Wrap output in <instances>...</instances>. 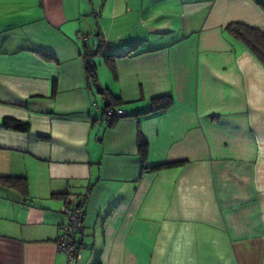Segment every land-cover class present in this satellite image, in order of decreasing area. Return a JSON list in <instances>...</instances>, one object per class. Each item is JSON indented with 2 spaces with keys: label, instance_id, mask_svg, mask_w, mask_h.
<instances>
[{
  "label": "crops",
  "instance_id": "1",
  "mask_svg": "<svg viewBox=\"0 0 264 264\" xmlns=\"http://www.w3.org/2000/svg\"><path fill=\"white\" fill-rule=\"evenodd\" d=\"M260 4L0 0V264H68L82 197L77 264H264V64L227 31Z\"/></svg>",
  "mask_w": 264,
  "mask_h": 264
},
{
  "label": "trees",
  "instance_id": "2",
  "mask_svg": "<svg viewBox=\"0 0 264 264\" xmlns=\"http://www.w3.org/2000/svg\"><path fill=\"white\" fill-rule=\"evenodd\" d=\"M260 6L264 9V4H260ZM227 31L234 38L242 41L248 47V49L264 64V32L263 31H261L258 28L250 27V26H247V25H244L241 23H232V24L228 25ZM108 48H109V46H108ZM99 49H100V44H99ZM107 58L109 59L111 57L107 56ZM84 62H85L86 72H87L89 78L92 80V82L94 84H96L97 83V73H96L97 72V66L93 63L92 56L90 54L85 55ZM157 100L165 102L164 104H162V106H160V108H162V109H165L172 104L171 97H161ZM108 109H112V108H110V107L106 108L105 117H106V112ZM115 118H116V116L111 117L110 123ZM106 119H107V117H106ZM3 124H4L5 128L12 129V130H15L17 132L27 133L30 131V124L28 122H23V121H18V120H13V119H5L3 121ZM147 150H148L147 142H146V140L143 139L139 143V154H140L143 161H146L145 159L147 158ZM181 164L182 163L164 164V165H160L157 167L150 168V170L168 169V168H173V167L179 166ZM144 168H145V166H144ZM0 182L3 185L14 188V187H16L17 183L21 182V181L18 179L0 178Z\"/></svg>",
  "mask_w": 264,
  "mask_h": 264
},
{
  "label": "built area",
  "instance_id": "3",
  "mask_svg": "<svg viewBox=\"0 0 264 264\" xmlns=\"http://www.w3.org/2000/svg\"><path fill=\"white\" fill-rule=\"evenodd\" d=\"M82 39L87 40L86 36H82ZM100 48L106 50L108 48V43L102 41L100 43ZM125 115L124 111L113 109H108L106 112L107 120L111 117H121ZM85 198H80L75 202L68 204L64 213L67 218V223L62 226L61 234L57 240L58 251L64 252L67 255L68 264H77L81 258V252L83 246L79 240V235L82 232L85 220Z\"/></svg>",
  "mask_w": 264,
  "mask_h": 264
},
{
  "label": "water",
  "instance_id": "4",
  "mask_svg": "<svg viewBox=\"0 0 264 264\" xmlns=\"http://www.w3.org/2000/svg\"><path fill=\"white\" fill-rule=\"evenodd\" d=\"M97 89H98L99 92H101V93L103 92L102 87H100V86H98V85H97Z\"/></svg>",
  "mask_w": 264,
  "mask_h": 264
}]
</instances>
